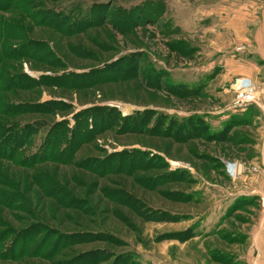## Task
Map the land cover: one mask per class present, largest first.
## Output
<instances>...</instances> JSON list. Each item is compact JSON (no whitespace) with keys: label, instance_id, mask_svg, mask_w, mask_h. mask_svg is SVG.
Returning <instances> with one entry per match:
<instances>
[{"label":"rangeland","instance_id":"1","mask_svg":"<svg viewBox=\"0 0 264 264\" xmlns=\"http://www.w3.org/2000/svg\"><path fill=\"white\" fill-rule=\"evenodd\" d=\"M10 1L0 264H251L264 66L210 28L212 0ZM237 77L256 103L235 108Z\"/></svg>","mask_w":264,"mask_h":264},{"label":"crops","instance_id":"2","mask_svg":"<svg viewBox=\"0 0 264 264\" xmlns=\"http://www.w3.org/2000/svg\"><path fill=\"white\" fill-rule=\"evenodd\" d=\"M209 3L211 5L207 6L209 8L207 18L215 21L213 27L210 28H214V31L219 35H224L222 32H225L232 36L229 48L235 49L237 46L243 45L257 53L258 61L264 66V56L261 55L264 54V0H212ZM231 62L235 64L236 61ZM237 70L233 69L232 71L236 73ZM251 72H258V67L254 66ZM256 75L258 76L257 73L254 75L250 73L249 77L254 78V84L257 86ZM236 79L238 81L241 78L237 77ZM233 88L235 85L232 86V90ZM261 219L260 225L251 237L252 247L255 251L251 264H264V209Z\"/></svg>","mask_w":264,"mask_h":264},{"label":"built area","instance_id":"3","mask_svg":"<svg viewBox=\"0 0 264 264\" xmlns=\"http://www.w3.org/2000/svg\"><path fill=\"white\" fill-rule=\"evenodd\" d=\"M246 80L247 81H250V79H240V80H238L237 82H236V85H235V88H233V91H235V92H237V100L235 101V108H241V107H243V106H245V107H247V106H249V105H251V104H254V103H256L257 102V100L260 98L259 96L258 97H256L255 95H254V87H251L250 89H248V90H245V89H243V90H241L243 87H245V85H246ZM261 159H262V172L264 173V148H263V150H262V152H261ZM229 164V163H228ZM235 166H236V164H235ZM226 167H227V173H228V175L231 177V178H236L237 176H239V175H237L236 176V174H238V173H234V174H232V172L230 171V167L229 166H227L226 165ZM236 168H238L239 169V166H236ZM243 172V171H242ZM262 201H263V204H264V196H262Z\"/></svg>","mask_w":264,"mask_h":264},{"label":"trees","instance_id":"4","mask_svg":"<svg viewBox=\"0 0 264 264\" xmlns=\"http://www.w3.org/2000/svg\"><path fill=\"white\" fill-rule=\"evenodd\" d=\"M12 4H13V3H11L10 0H8L6 3L3 2L2 0H0V9L7 10V9H9V8H13V7H12ZM76 77H79V76L76 75ZM37 83H39V82H37ZM107 110H113V109H107ZM110 116H111V115H110ZM197 127H200V123L197 124ZM24 128H25V129H21V131H19V132H21V135L18 136V139H23L24 136H25V134L28 135L29 132L32 130V129H30V128H33V126H31V125H26ZM26 130H27V131H26ZM89 133H91L90 130H89ZM72 142H73V141H72ZM13 149H14V148H13ZM43 156H44V155H43ZM43 156H38V158H37L36 160H41V159L43 158ZM69 157H70V156H69Z\"/></svg>","mask_w":264,"mask_h":264},{"label":"bare ground","instance_id":"5","mask_svg":"<svg viewBox=\"0 0 264 264\" xmlns=\"http://www.w3.org/2000/svg\"><path fill=\"white\" fill-rule=\"evenodd\" d=\"M251 87H253L252 85H249L248 83H246V85H245V87H243L241 90H243V89H245V90H248V89H250ZM254 95L256 96V97H258V93L256 92V90L254 89ZM232 168V172L233 173H237V172H239L238 170H237V168H235L234 166L233 167H231ZM230 168V169H231ZM240 173V172H239Z\"/></svg>","mask_w":264,"mask_h":264}]
</instances>
